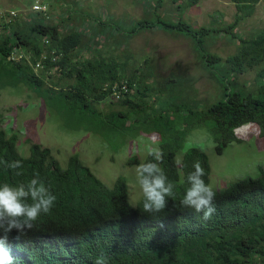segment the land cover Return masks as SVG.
<instances>
[{
  "label": "trees",
  "instance_id": "trees-1",
  "mask_svg": "<svg viewBox=\"0 0 264 264\" xmlns=\"http://www.w3.org/2000/svg\"><path fill=\"white\" fill-rule=\"evenodd\" d=\"M198 1L170 3L175 12H181ZM231 1L236 8L234 22L217 31L239 41V45L226 58L224 76L244 74L264 65V28L248 39L233 32L264 0ZM41 4L47 5V1L41 0ZM41 14H31L26 25L18 17L2 24L0 90L28 89L58 116L66 121L71 119L75 124L71 126L73 132L83 130L98 135L113 152L140 138L154 137L156 141L144 140L162 151L160 167L174 183L176 197L174 202L169 198L164 212L155 216L143 214V197L132 208L123 178L106 187L77 155H71L63 168L49 149L37 144L31 145L28 155L23 157L17 151L16 136L6 134L0 127V184L26 183L39 174L56 196L51 211L41 214L26 235L17 240L15 230L9 234L6 250L17 264H94L100 256L106 258L107 264H264V172L215 191L216 212L207 222L200 219V214L179 205L188 186L186 177L194 170L193 162L201 163L203 179L210 184L207 155L198 146L187 143L192 131L205 128L218 155L231 142L239 141L234 131L245 124L256 126L264 140V67L256 74L255 90L243 93L230 88L226 77L221 79L224 98L201 105L196 96L181 94L170 85L175 81L171 77L159 85L149 84L145 82L147 75L135 74L139 72L136 67L126 76L128 57H82V32L74 27L63 33L59 26L46 21L48 12ZM150 22L139 21L129 35L160 27L190 37L209 70L220 62L215 55L200 49L202 38L210 34V29H193L181 18L174 23L158 16ZM44 52V69L35 72L33 66ZM11 54L23 57L15 61L9 59ZM144 64L148 65V61L144 60ZM53 69L56 80L55 74H50ZM122 84L128 92L116 100L111 96L112 88ZM167 87L174 88L173 98L165 94ZM133 88L136 92L131 93ZM150 93L157 95L151 104L146 100ZM157 100L159 105L155 104ZM102 102L115 103L121 109L106 114L93 109L91 104ZM15 160L22 161V169L5 168L4 161ZM149 160L152 158L147 153L142 160L130 157L126 166L137 167ZM16 171L22 174L16 175Z\"/></svg>",
  "mask_w": 264,
  "mask_h": 264
},
{
  "label": "rangeland",
  "instance_id": "rangeland-1",
  "mask_svg": "<svg viewBox=\"0 0 264 264\" xmlns=\"http://www.w3.org/2000/svg\"><path fill=\"white\" fill-rule=\"evenodd\" d=\"M46 1L48 23L59 26L63 33L74 27L82 32V57H93L96 54L122 60L123 57H128L126 76L136 67L139 72L135 74L147 75L145 82L149 84L159 85L164 79L171 77L175 81L170 85L173 84L181 94L196 96L201 105L224 98L225 90L221 79L226 77L228 80L225 83L230 88L243 93L255 90L256 74L264 67L262 65L248 69L244 74L223 75L226 58L233 55L239 45V41L217 31L234 22L236 8L231 0H199L196 5L181 12H175V6H172L170 0H161L160 4L157 3L158 0H147L149 2L146 3L145 0ZM35 2L41 3V0H0V14L6 16L12 12L14 16L8 18L15 20L18 17L21 24L26 25L25 22L32 19L31 14H36L32 12ZM154 15L165 22L176 23L181 18L196 30L210 29V34L202 38V48H199L205 54L215 55L220 62L209 70L190 37L167 32L160 27L129 35L135 28L133 25L139 21L151 23L158 17L154 18ZM2 28L0 26V33H3ZM263 28L264 2L260 1L252 15L244 17L233 32L238 37L248 39L256 37ZM16 55L15 61L23 57V54ZM144 60L148 61V65L144 64ZM55 72L53 69L50 73L55 74L54 80L58 78ZM46 84L49 85L47 81ZM173 89L167 87L165 94L173 98ZM130 92L136 91L133 88ZM156 96L150 93V98L146 100L151 104ZM43 102V99L26 88L0 90V127L6 134L16 136L18 153L26 157L29 147L37 144L49 149L63 168L71 155H77L81 163L106 187H111L115 179L123 178L128 203L135 208L143 195L136 179V166L127 167L126 162L134 156L142 160L147 153V145H150L144 139H156L143 137L123 147L119 146L113 152L98 135L83 130L73 132L71 126L75 127L74 122L61 118ZM157 102L158 100L155 104L159 105ZM91 105L104 114L121 109L111 102ZM234 134L239 141L231 142L221 155L214 150L213 140L205 128L192 131L187 138L188 144L198 146L207 155L210 166L209 185L214 191L224 190L238 180L256 178L264 172V140L259 137L256 126L245 124L235 129Z\"/></svg>",
  "mask_w": 264,
  "mask_h": 264
},
{
  "label": "clouds",
  "instance_id": "clouds-1",
  "mask_svg": "<svg viewBox=\"0 0 264 264\" xmlns=\"http://www.w3.org/2000/svg\"><path fill=\"white\" fill-rule=\"evenodd\" d=\"M146 152L152 160L136 167V179L143 195L142 208L140 209L143 214L155 216L164 212L169 198L173 202L175 201V185L169 181L168 176L160 167L162 151L158 147L148 146ZM3 163L7 169L23 168L21 160L4 161ZM193 169L186 177L188 186L179 205L183 209L200 214V219L207 222L216 212L214 205L216 192L205 183L203 179L205 171L198 160L193 162ZM15 174L21 175L22 173L16 171ZM55 201L56 196L39 177V174L26 183L0 184V264H17L6 250L9 234L15 230L17 240L26 235L41 214H48L51 211ZM173 208H175V203H173ZM94 264H107L106 258L104 256L97 257Z\"/></svg>",
  "mask_w": 264,
  "mask_h": 264
},
{
  "label": "built area",
  "instance_id": "built-area-1",
  "mask_svg": "<svg viewBox=\"0 0 264 264\" xmlns=\"http://www.w3.org/2000/svg\"><path fill=\"white\" fill-rule=\"evenodd\" d=\"M33 13H42L45 14L48 12V7L45 4H41L36 2L33 6H32ZM8 16H14V13L10 12L8 13L6 16L0 14V26H2V24L5 22L10 21L13 18H8ZM6 17V18H5ZM6 19V20H5ZM45 44H47V41L45 40ZM16 57V56H15ZM14 55H12L11 59L15 60ZM46 58V53H42L40 56V59L34 64L33 69L34 71H40L43 70V64L42 61ZM54 60V58H53ZM128 92V88L126 85L122 84L120 87L117 86H113L112 91H111V96L114 97L116 100L120 99L121 96H123L124 94H126Z\"/></svg>",
  "mask_w": 264,
  "mask_h": 264
}]
</instances>
